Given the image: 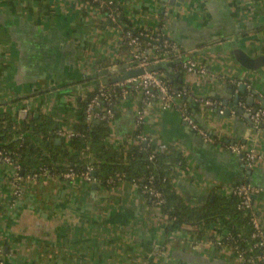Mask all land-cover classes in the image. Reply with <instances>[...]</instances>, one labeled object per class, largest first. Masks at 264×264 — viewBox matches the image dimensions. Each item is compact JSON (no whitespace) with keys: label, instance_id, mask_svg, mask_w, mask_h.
<instances>
[{"label":"crops","instance_id":"obj_1","mask_svg":"<svg viewBox=\"0 0 264 264\" xmlns=\"http://www.w3.org/2000/svg\"><path fill=\"white\" fill-rule=\"evenodd\" d=\"M116 1L133 28L163 30L183 50L160 71L182 85L191 124L215 137L206 142L192 131L178 106L155 102L148 109L143 145L179 144L187 159L176 191L193 205L214 193L229 196L241 183L264 190V132L250 122L256 107L264 111V68L246 71L231 55L242 49L264 56V0ZM121 40L102 10L81 0H0V113L18 122L44 118L61 145L57 133L71 132L77 103L129 72L131 48ZM188 60L207 73L186 72ZM141 106L139 95L118 103L109 125L113 144L132 141ZM237 144L256 154L251 168L229 150ZM14 174V165L0 161V264H236L219 245L222 227L199 238L189 228L166 233L167 219L130 183L104 189L93 177L67 181L20 171L16 183ZM252 205L264 228V195Z\"/></svg>","mask_w":264,"mask_h":264},{"label":"trees","instance_id":"obj_2","mask_svg":"<svg viewBox=\"0 0 264 264\" xmlns=\"http://www.w3.org/2000/svg\"><path fill=\"white\" fill-rule=\"evenodd\" d=\"M81 1L96 6L90 0ZM102 12L105 14L104 10ZM106 20L108 25L112 26L107 18ZM160 21L163 24L164 19ZM118 22L125 31H131L133 34L140 30L133 28L121 14ZM121 44L123 48H130L123 40ZM158 73L175 96L182 93L180 83L171 82L161 71ZM110 85L106 87L111 88ZM92 95L93 91L88 94V98ZM88 98L77 103L76 121L71 129L77 136L69 140L60 138L61 145L54 144L51 124L44 118H30L18 122L9 111L0 113V151L10 158L12 165L19 167L23 177L39 174L40 169L59 179L68 171L80 177L87 169H92L95 173L93 179L104 189L115 188L123 182L130 183L136 187L139 196L149 206L157 208L167 219L166 233L189 228L190 237L199 238L214 231L215 226H220L225 230V236L220 244L218 243L220 246L230 250L237 245L239 249L247 250L250 255L260 254L259 249L251 248L255 242L251 239V211L238 209L240 198L232 193L229 196L214 193L212 201L210 197L199 204L186 203L173 183L178 174L186 169L187 159L180 145L167 144L157 149L149 145L144 146L145 138L142 136L141 126H137L132 132V141L113 144L110 141L109 123L85 119ZM127 98L128 96L123 100ZM123 100L116 98L114 107ZM175 100L180 109L186 98L180 94ZM197 105H194L196 110ZM197 126L206 132L200 125ZM206 134L215 138L208 131ZM144 189H153L160 198H153Z\"/></svg>","mask_w":264,"mask_h":264},{"label":"built area","instance_id":"obj_3","mask_svg":"<svg viewBox=\"0 0 264 264\" xmlns=\"http://www.w3.org/2000/svg\"><path fill=\"white\" fill-rule=\"evenodd\" d=\"M90 2L95 4L97 8L105 11L106 18L111 22L113 27L120 31L122 40L131 48L132 66L128 67L127 70L133 71L140 69L144 72L139 76L130 77L123 81L112 83L110 85L111 88L98 84L94 90H92L93 95L88 99L86 104L85 119L87 121L112 123L115 118L114 109L116 108L114 107V100L116 98L123 100L129 95H139L141 99L142 106L136 113L137 126H142L144 124L148 109L151 108L155 102L159 103L163 109L178 106L175 99L180 97V94L182 96H184V94L177 93L175 96L174 92L171 91L162 80L159 73H148L146 72V69L150 66H155L165 63L168 60L178 58L182 55L183 50L170 41L163 30L160 32L139 30L136 34H133L131 31H125L118 22L121 9L116 0H90ZM116 67L117 66H113V71H117ZM182 68L186 72L195 75L202 76L207 73L205 67L200 66L192 60L183 63ZM102 104H104V106ZM202 104L203 106H211L209 100H203ZM180 109L184 114V121L190 124L192 131L198 133L206 142L214 141V138L209 137L206 132L201 130L196 124H191V121L184 112L183 105ZM250 122L253 130H258L259 126L262 124V130L264 132V111L255 110L250 115ZM57 135L65 140L77 136V134L72 131H59ZM229 150L238 155L241 162L244 163L246 167L251 168L253 166L256 159V154L253 150H247L244 146L239 144L230 146ZM0 161L11 164L10 158L2 154L1 151ZM14 169V181L17 183L22 179L18 175L19 167L14 165ZM90 173H92V169H87L84 174L78 177L72 171H68L67 173L62 174L61 178L67 181H73L79 178L83 181L89 182L91 180ZM38 177L57 178L56 176L49 175L44 169H40L39 174L32 175V178ZM144 191L157 200L160 198V195L153 189H144ZM19 193L18 189L14 191V195L16 196L19 195ZM232 194L240 198L238 209L244 208L251 211L250 223L253 230L251 239L255 240L251 248L259 249L260 254L250 255L247 250H241L237 245L230 249L231 254L235 258L236 264H258L260 262L264 264V228L262 227L259 216L252 205L253 198L264 195V190L248 184H241L233 189Z\"/></svg>","mask_w":264,"mask_h":264},{"label":"water","instance_id":"obj_4","mask_svg":"<svg viewBox=\"0 0 264 264\" xmlns=\"http://www.w3.org/2000/svg\"><path fill=\"white\" fill-rule=\"evenodd\" d=\"M163 1L164 2H167L169 0H163ZM183 1L184 0H173V1L170 0L169 3L170 4H175L176 6H178L179 5L178 3L183 2ZM231 55H232V59L234 60V62H236L241 68H243L246 71L255 72V71H257V70H259L261 68H264V56H259V57H256V58H252V57L248 56L244 52V50H242V49H237V50L232 51L231 52ZM173 65H174L173 63H161V64H158V65H155V66L148 67L146 69V72H148V73L158 72V71L163 70V69H166L168 67H172ZM143 72L144 71L143 70H140V69L133 70V71H129V72H127L126 74H124L122 76L113 78L111 80V83H116V82L123 81V80H125L127 78H130V77L139 76V75L143 74ZM166 76H168L167 73H166ZM103 83H104L103 85H106L108 82H103ZM244 88H245V86L244 85H241L239 87V92L240 93L244 92ZM236 101H237V99H236ZM260 101L262 103V106L261 107L264 109V100L263 99H260ZM23 114H25V111L20 112L19 117H21ZM95 122H97V121H95ZM259 128L262 129L263 128V125L261 124L259 126ZM56 143L57 144H60L61 142H60V140H57ZM91 176L94 177L95 176V173L92 172L91 173Z\"/></svg>","mask_w":264,"mask_h":264}]
</instances>
